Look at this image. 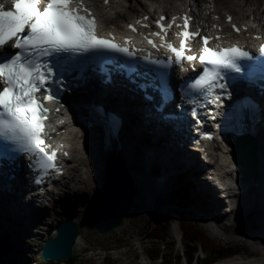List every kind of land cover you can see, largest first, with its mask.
I'll list each match as a JSON object with an SVG mask.
<instances>
[{
  "label": "snow or ice",
  "instance_id": "6c2138e0",
  "mask_svg": "<svg viewBox=\"0 0 264 264\" xmlns=\"http://www.w3.org/2000/svg\"><path fill=\"white\" fill-rule=\"evenodd\" d=\"M164 19L162 15L155 21L161 32L166 31L161 23ZM175 19L173 16L172 20ZM191 19L190 16L183 18L184 30L178 33L180 47L171 43L166 45L174 55V61L172 56L166 60L150 55L131 59L143 49L133 47L130 50L127 38L121 45L99 36L95 31L96 19L85 6V0H11L10 10H4V5L0 4V139L5 141V148L10 144L15 152L34 156L35 163L41 167L54 166L55 149L46 151L50 146L43 138V121L49 110L40 101L57 99L70 86L65 83L67 65L78 61L82 62L79 64V78L85 85L100 77L102 82L110 84L114 76L122 75L144 93L145 100H155L148 89L160 95V102L153 105L158 112L175 99L170 86L171 68L182 60L188 61L192 70L180 81L182 102L196 89L219 88L225 95H230L227 88L231 84L226 86L219 83L221 80L254 83L258 78L260 94L264 95V59L256 61L255 56L236 45L209 48L207 42L211 37L208 36L200 37L203 46L199 56L185 54V40L194 38L200 31L199 28L195 32L189 31ZM228 19L230 21L231 17ZM136 23L140 24V21ZM127 27L135 31L132 24ZM233 30L239 32L235 25ZM152 35L159 33L153 32ZM160 40L163 42L164 36H160ZM147 42L153 48L157 47L151 39ZM259 53L264 57V44L259 46ZM113 54H121L127 59L118 60ZM192 61H196L202 70L198 72ZM222 70L234 72L236 76L229 77ZM254 106L255 101L245 96L226 112V119L242 124ZM178 107H183V103ZM192 114L194 117L198 115L195 108ZM106 121L110 130L118 134L120 118L109 114Z\"/></svg>",
  "mask_w": 264,
  "mask_h": 264
},
{
  "label": "bare ground",
  "instance_id": "6f19581e",
  "mask_svg": "<svg viewBox=\"0 0 264 264\" xmlns=\"http://www.w3.org/2000/svg\"><path fill=\"white\" fill-rule=\"evenodd\" d=\"M88 1L97 12L101 22L100 25L104 27L105 30H107L111 25L107 26L103 23V19L106 17H112L115 19L119 18V21H124L127 20L131 15L143 16L146 13H143V11H146L147 9L151 10V8L155 7L156 4L162 5L163 8L174 11L175 8L178 9L180 7L177 2L181 0H147L151 5H148L147 1L142 3L140 2L142 5L141 9L139 10H135L133 7V1L135 0H108V5L104 4V0ZM138 2L139 1L136 0L135 4L137 8H140V4H138ZM195 2L199 7L202 6V4L199 3V0H195ZM209 3L210 1L207 2V5ZM239 3L240 0H232V5H234L235 7L239 6ZM223 9L230 10L229 8ZM114 10L118 11L113 14ZM127 10H131L132 13H124V11ZM212 13L217 12L215 10ZM118 24L119 22L116 20L113 26L118 27ZM115 85H113V87L110 86L99 88V90L95 92H89L85 89L79 94H70L71 96L67 97V100H74V102H78L79 105H100V110L102 111V113L105 114L106 111H110L121 118L122 124H120L118 132V139L120 141V144L116 148L118 149L119 154H121V159L126 166L125 168L133 179V182L137 189L135 196L136 203H141L139 198L142 195H139V189H141L145 177L151 175L150 171H146L143 169L144 166H146L147 164H156L158 167V173L163 178V183L170 182L174 177L181 174H185L188 178H190L189 181L191 183L189 184H191L193 188L197 187V190L195 189L196 193L201 196L203 195L202 192H204V196L209 197L206 199V205L208 204L209 206V208L206 210L208 218L216 219L217 216L220 215L219 205L221 206V203L218 199L219 197L215 199L212 193H210L209 191H207L206 193L205 189L207 185L206 183H203L198 177V173H201L205 169V167L201 164L202 161H200V159L195 154H191L186 151H192V149H186L175 141H172V136L162 134V130L166 126L164 124H159V122L157 121H154L153 119H155V116L153 114H148L149 118H147L149 119V122L147 124H144L141 113L137 111V105H139V101L137 100H140L138 95L135 96L132 92V94H130L132 98L131 99L125 93L115 90ZM57 105L58 104H55V106ZM261 116L264 126V110ZM58 119L65 120L61 126L55 125V122ZM50 124L57 130V134L49 136L50 139H54L58 136L61 137L63 130H67L66 134L73 135L67 136L68 140H63L64 137L63 139L60 138V141L65 142L67 144V147L69 148V160H72L74 162L76 160L78 164L82 163L86 165L84 174L82 173L83 175L81 173L79 174V169L76 167L77 164L69 166L70 169H72L70 172L73 171V173L71 174L68 172L70 175L67 174L66 178L62 180L64 178L63 177L60 181L63 182V184L59 182L57 190L48 194V201L52 202L54 197L60 196L62 193L63 195H65V188L71 190V192L73 191L74 193L77 192V190L80 188V184H82V186L83 184L86 186L89 183V180L93 178L95 172H97L99 176H101L102 166L104 165L105 158V155L101 151L104 145L103 139L105 141H110L112 146L115 145V143L110 140L111 136L106 135L105 132L104 135H102L101 132H95V137H92L90 135V132H85V134L82 133V129L77 124H75L71 111L66 108H60L58 111V118H53L50 121ZM79 130L81 132V137L74 138L75 132ZM262 133L264 134V132ZM259 135L263 137V135H261L260 133ZM92 139H97V147H94L96 144L92 142ZM225 148V146L217 148V150L222 153L220 160L217 156H215L214 153L210 155L213 160L212 162H214L217 167H220L221 162L224 161L228 156ZM260 148L261 144L258 145V149ZM92 152H95L96 156H94L95 154L92 156ZM259 153L261 154V151H259ZM258 161H260V158ZM259 164L260 166L263 165L262 167H264V162L262 160ZM251 184L252 185H249V187L251 188V194L249 195L245 203H243L242 200H239V208L237 211L232 212L233 215L240 213V215L242 216L251 217L252 209L256 205V202L259 201L258 204L261 202L264 204V190L259 191L257 183L255 182ZM261 184H264V179L261 180ZM63 187L65 188L63 189ZM12 191L13 192L0 194V242H6L8 243V245L12 243L10 246L14 244V241L23 242L26 238L32 240L33 238L37 237V235H39L42 230H44L47 213L42 210L45 207H48L47 205L50 203L49 202L47 205H43L42 203L37 204L36 200H34L33 198L30 200H25L23 198L26 195V191L24 188H12ZM238 194H243V191L240 190ZM238 194H235L234 197L238 198ZM65 196H67V194ZM146 196L147 195L145 193V197ZM61 201L57 204V207H61L63 203ZM66 201H69L68 197L64 202ZM258 204L256 206H258ZM74 210L75 209H73V211ZM73 211H71V213L69 211L67 213V217L73 219L76 223L78 221V218L76 217V214L73 213ZM127 215L128 214L124 216L122 224H120L118 227H116V229L113 230L116 235L122 234L124 232L125 227L128 224L127 221L129 216ZM219 217L220 216H218V218ZM261 226L262 228L260 229L264 233V223ZM79 232L80 233L76 238L74 244V250L82 249V241H85L86 236L81 231ZM55 235L56 231H52L49 238L51 239ZM262 237H264V234ZM263 241L264 238L262 240L260 239L259 241L257 240L256 243L258 242L263 244ZM40 250L42 249H36L37 252H39ZM82 251L85 252L86 250L83 248ZM262 256V258L261 256H253L241 263L236 262L237 258L234 260L219 259L217 264H264V252ZM103 261H96L95 263L102 264ZM92 262H94V260H92ZM61 264L64 263L61 262Z\"/></svg>",
  "mask_w": 264,
  "mask_h": 264
},
{
  "label": "rangeland",
  "instance_id": "374dc122",
  "mask_svg": "<svg viewBox=\"0 0 264 264\" xmlns=\"http://www.w3.org/2000/svg\"><path fill=\"white\" fill-rule=\"evenodd\" d=\"M100 1V0H98ZM138 1V0H137ZM140 2H144L145 0H139ZM207 2L209 0H200L201 3ZM213 5L217 7V10L220 12L223 8H231L233 12L238 13V8L232 5V0H212ZM255 2V0H251ZM136 7V0L133 1V7L135 10L141 9ZM148 2V1H147ZM231 2V3H230ZM135 4V5H134ZM134 10V11H135ZM124 13H132L131 10L124 11ZM82 131V130H81ZM67 130L62 131V136L65 140L67 136L72 134H66ZM85 134V131H82ZM90 135L93 137L96 136L94 132H90ZM73 136V135H72ZM81 132L76 131L74 138H80ZM119 138V135H118ZM95 146L97 147V139H92ZM91 143V142H90ZM121 146V145H120ZM108 148V147H106ZM114 146H110L108 149H105L104 155L105 157L113 152ZM122 150V149H121ZM118 153V152H117ZM92 156H96L95 152L91 153ZM119 154V153H118ZM121 155V154H119ZM122 157V156H121ZM77 164L76 167L79 169V174L85 171L86 165L82 163H77L75 160H69L66 162V169L67 174L72 169L69 166ZM69 167V168H68ZM80 167V168H79ZM84 169V170H83ZM69 172V173H68ZM82 174V175H83ZM183 184H185L186 189L188 190L189 194L186 199L180 200L177 196L174 195L176 190V185L174 184V179L172 181L165 183V188L160 195H156L151 190V185L149 182L152 178L149 176L145 177L143 181L142 187L140 190V194L142 195L139 200L141 201L140 204L135 202L133 204L132 209L128 213V224L125 227V230L122 234H117L113 232L114 229H111L105 234H98L95 231H85L83 227V222L89 216V208L90 202L92 199L93 194L98 187L100 176L97 172H95L93 178L89 180V183L85 186L80 184V188L77 192L65 188V195L63 193L60 196L54 197L53 201L50 202L42 211L47 213L46 221L44 224V230L40 232L37 237L29 240L26 238L23 242L22 241H14V244L11 246V249L7 251L4 257L3 264H36L39 261L40 251L37 252L36 249L43 248L45 241H47L52 231H55V226L62 222L63 220L67 219V213L73 211L78 218L76 222L79 231H81L86 237L85 241H82V249H77L74 251L75 255L78 256L76 264H96L95 262H102V264H161L160 261H149L146 257V253L150 250V248H156L158 244H160L165 253H168L171 249L172 242L176 241L175 245H173L172 255H177L180 253L182 242L178 243L180 240V234L174 238L173 237V229L178 225L179 222V213H186L187 218L193 222H195L198 226V229L205 233L209 238L212 239V242L218 243L222 246L226 247H235L239 246L243 249V252H253L255 256L263 257V244L255 243L252 241L242 240L241 235H237L235 231H244L248 234L250 238H254L255 240H262L264 237L259 236L261 234L262 226H259V222L256 216H242L240 213L232 214V215H224L222 218L211 219L208 218V214L206 213L207 209L209 208L207 200L205 199L204 194L199 196L196 193L197 187H192L189 180L190 178H185ZM169 180V179H168ZM79 186V185H78ZM137 190V189H136ZM149 197H145V193ZM152 192V193H151ZM138 196V194H137ZM69 198V201H66V198ZM61 198V199H60ZM208 198V197H207ZM62 200V201H61ZM62 203L61 207H57L58 203ZM57 207V208H56ZM71 207V208H70ZM23 208V207H22ZM170 214L171 216V225L168 226L166 238L162 241H155L151 238L149 239L147 235V226L151 224L154 219H160L164 214ZM262 213V212H261ZM234 219L235 222L231 225L221 224L220 222L223 221H230ZM215 220V221H214ZM243 221V224L237 222ZM213 222V223H212ZM218 222V223H214ZM213 224L215 226H213ZM116 229V228H115ZM115 235V236H114ZM258 235V236H257ZM10 242V241H8ZM254 242V243H253ZM12 244V243H11ZM10 244V245H11ZM132 246V247H131ZM134 246V247H133ZM141 246V247H140ZM83 248L86 250L83 252ZM82 251V252H81ZM204 254H201V256ZM241 255V254H240ZM168 254H166V257ZM234 257H229L228 260H232ZM94 260V262H92ZM129 260V261H128ZM219 260V259H218ZM218 260H216L213 264H217ZM227 260V259H226ZM88 261V262H87ZM122 262V263H121ZM201 258L196 260V263L193 264H200ZM165 264V263H164ZM169 264V262H167ZM175 264H184L183 260L176 262Z\"/></svg>",
  "mask_w": 264,
  "mask_h": 264
},
{
  "label": "water",
  "instance_id": "95a60500",
  "mask_svg": "<svg viewBox=\"0 0 264 264\" xmlns=\"http://www.w3.org/2000/svg\"><path fill=\"white\" fill-rule=\"evenodd\" d=\"M239 162L243 166V180L254 175L257 168L256 149L253 140L241 142ZM120 156L114 152L104 158L98 187L93 194L89 216L83 227L85 231L105 234L123 222L132 209L136 187ZM56 235L45 241L40 250L41 260L59 261L71 257L79 229L74 220L65 219L55 226Z\"/></svg>",
  "mask_w": 264,
  "mask_h": 264
},
{
  "label": "trees",
  "instance_id": "16d2710c",
  "mask_svg": "<svg viewBox=\"0 0 264 264\" xmlns=\"http://www.w3.org/2000/svg\"><path fill=\"white\" fill-rule=\"evenodd\" d=\"M184 181L186 180L182 177L181 179L175 180L174 183L176 185L174 195L180 200L189 197V192L186 189L185 184H183ZM171 222V216L168 213L165 214L162 219H154L146 228L148 237H151V239H154L155 241H162L166 238L168 226L171 225ZM178 223L180 232L184 239L182 240V243L186 251L185 255L188 261L195 262L198 258H201L200 264H212L217 258L224 255L228 256L239 249V247L236 246L226 247L212 242L211 238L198 229V225L195 222L187 218L186 213H179ZM170 245L171 249L168 253H165L163 247L158 244L156 248H150L148 255L154 257L156 261L164 262L165 264H167V262H169V264H175L180 259L181 251L177 255H172L173 244ZM9 249H11V246L8 245V243L0 242V264L4 263L5 254L9 251ZM74 251L72 252L70 258L59 260L57 262L49 259L41 260L39 257V261L36 264H61V262L64 264H76L78 256L75 255ZM201 253L204 255L201 256ZM166 254H168L167 257Z\"/></svg>",
  "mask_w": 264,
  "mask_h": 264
}]
</instances>
